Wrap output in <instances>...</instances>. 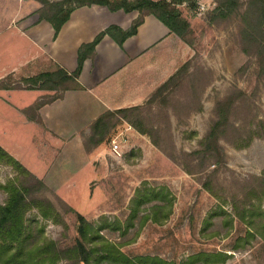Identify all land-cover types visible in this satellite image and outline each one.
<instances>
[{"label":"rangeland","instance_id":"rangeland-1","mask_svg":"<svg viewBox=\"0 0 264 264\" xmlns=\"http://www.w3.org/2000/svg\"><path fill=\"white\" fill-rule=\"evenodd\" d=\"M214 6L213 0H198L193 9L184 4L179 7L192 31L191 56L185 61L187 69L179 84H171L154 99L150 95L126 118L114 116L103 143L84 149L88 162L73 173L75 178L53 181L51 188H37L34 195L50 201L64 222L63 226L44 221L36 210L27 213V221L43 226L46 239L60 248L71 246L76 238L75 213L95 227L102 220L118 221L123 227L135 190L164 186L172 202L167 220L148 222L135 235L136 219L126 236L103 230L105 239L113 243L128 241L120 249L129 257L149 255L181 261L205 251L225 253L228 257L221 264H264V242L258 236L240 245L247 225L234 210V203L242 204L264 171V139L251 136L256 125L264 123V76L256 75L255 57L242 51L241 18L232 15L212 21ZM21 78L25 77L11 74L12 85ZM238 91L242 95L231 109L228 127L218 143L223 161L216 164L214 158L197 152L216 119L215 105ZM46 97L48 94L42 98ZM134 124L148 133H139ZM5 128L4 144L9 145L12 137L16 143L8 149L24 158L28 166L41 167L36 164L30 143L16 139L23 133L15 131L14 126ZM89 135L83 137V148L89 146ZM249 137L248 145L241 147ZM122 138L126 143H121L122 153L115 157L110 144ZM15 177L10 167L0 164L1 185ZM205 183L211 192L204 188ZM5 199L6 194L0 190V204ZM261 205L264 209V202ZM57 264L72 263L61 260Z\"/></svg>","mask_w":264,"mask_h":264},{"label":"trees","instance_id":"trees-1","mask_svg":"<svg viewBox=\"0 0 264 264\" xmlns=\"http://www.w3.org/2000/svg\"><path fill=\"white\" fill-rule=\"evenodd\" d=\"M41 6L37 11L39 21H46L54 31V37L62 25L68 20L70 13L80 7L99 5L106 7L111 12L121 10L125 13L137 12L136 19L131 26L123 31L118 27L110 26L101 31L87 44H82L77 52V67L73 73H67L57 65L53 68L40 71L33 76L21 78L16 85H12L11 74L0 80V90L25 89L40 90L48 94L47 99L41 98L23 113L29 117L37 109L59 98L67 90L80 89L78 75L82 63L93 55L94 48L104 37H110L121 46L124 40L136 33L137 27L142 23L144 16L152 15L159 20L169 31L175 34L189 48L192 47V31L189 23L181 17L179 7L187 5L193 9L198 0H35ZM214 8L210 12L211 20L218 21L237 15L242 20L240 41L242 51L255 57L256 75L264 76V0H213ZM187 69V62L181 65L176 72L161 84L152 94L154 99L161 96L171 85L177 86ZM15 84V83H13ZM242 93L240 91L225 98L215 105V121L201 142V150L197 154L214 158L216 164L223 161L222 151L218 145L221 135L224 134L229 124L231 109ZM150 99V98H149ZM139 106L106 112L90 125L89 147H99L111 128L112 118L119 115L126 118L128 112L137 111ZM33 120H35L33 118ZM38 122V120H35ZM141 134H147L141 125L134 124ZM251 136L264 139V123L259 122ZM251 141L241 145L245 147ZM238 148V147H237ZM0 164L6 165L17 175L14 179L7 180L0 190L6 194L3 204H0V264H57L66 260L72 264H221L228 257L223 252L199 251L181 261H168L158 256L129 257L120 247L129 244L113 243L105 239L103 230L110 233L119 232L126 236L129 229L134 227V220L139 219L136 234L146 223L160 224L167 220L172 213V202L168 190L159 188L136 189L130 202L129 215L122 227L118 221L107 222L102 220L100 226L95 227L86 219L75 213L76 238L74 243L65 248H60L55 242L43 236V226L37 221H27L26 215L32 210L44 221H52L64 226L62 216L56 211L53 204L43 198H38L34 193L38 189H45L42 182L28 172L18 161L0 148ZM204 188L210 191L208 183ZM211 192V191H210ZM253 200L258 203L252 202ZM264 171L257 187L250 189L242 200V204L234 203L236 216L245 222L247 229L242 244L249 243V238L258 236L264 242ZM222 212V210H220ZM214 213V216H216ZM220 215V213H218ZM213 216V215H211ZM210 216V217H211Z\"/></svg>","mask_w":264,"mask_h":264},{"label":"crops","instance_id":"crops-1","mask_svg":"<svg viewBox=\"0 0 264 264\" xmlns=\"http://www.w3.org/2000/svg\"><path fill=\"white\" fill-rule=\"evenodd\" d=\"M39 8L34 0H0V80L8 74L28 77L53 65L73 73L82 44L90 43L110 26L125 31L137 17L135 11L80 7L70 13L54 37L50 24L39 21ZM190 56V48L180 38L154 16H144L136 33L121 46L104 36L82 63L77 80L80 89L65 91L35 114L27 117L23 111L49 93L0 90V148L48 188L73 179L79 166L88 162L83 137L89 134L90 125L108 111L142 105ZM2 126H14L23 133L16 139L30 143L41 167L28 166L24 158L8 149L16 146L15 138L4 144Z\"/></svg>","mask_w":264,"mask_h":264},{"label":"built area","instance_id":"built-area-1","mask_svg":"<svg viewBox=\"0 0 264 264\" xmlns=\"http://www.w3.org/2000/svg\"><path fill=\"white\" fill-rule=\"evenodd\" d=\"M121 143H126V140L125 138H122L120 140H113L110 144V150L113 154V156L115 157H119L122 153V150H121Z\"/></svg>","mask_w":264,"mask_h":264}]
</instances>
